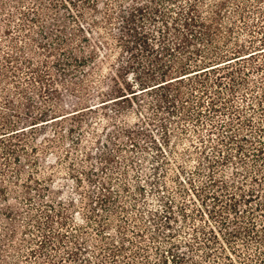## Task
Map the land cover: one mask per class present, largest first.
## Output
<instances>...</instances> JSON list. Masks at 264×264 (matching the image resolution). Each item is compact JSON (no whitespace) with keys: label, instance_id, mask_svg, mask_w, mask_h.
<instances>
[{"label":"trees","instance_id":"1","mask_svg":"<svg viewBox=\"0 0 264 264\" xmlns=\"http://www.w3.org/2000/svg\"><path fill=\"white\" fill-rule=\"evenodd\" d=\"M0 264H264V0H0Z\"/></svg>","mask_w":264,"mask_h":264},{"label":"rangeland","instance_id":"2","mask_svg":"<svg viewBox=\"0 0 264 264\" xmlns=\"http://www.w3.org/2000/svg\"><path fill=\"white\" fill-rule=\"evenodd\" d=\"M94 66L95 67H100L104 73H107L108 62H106V63L97 62ZM63 101H64V103L70 102V101H72V97H66V95H65L64 98H63ZM68 108H71V106H69ZM70 110H72V109H70ZM47 156H48V154L40 155V158H41L42 162H44V163L46 162L45 159H47ZM65 171L66 170H64V169L62 170L61 176H63V177L64 176L65 177L68 176ZM60 182H63V180H61Z\"/></svg>","mask_w":264,"mask_h":264}]
</instances>
